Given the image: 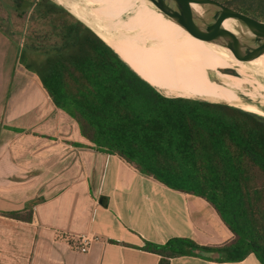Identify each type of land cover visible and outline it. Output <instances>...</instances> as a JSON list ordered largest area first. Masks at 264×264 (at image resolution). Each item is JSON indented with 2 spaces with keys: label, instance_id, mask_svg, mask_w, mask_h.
<instances>
[{
  "label": "trees",
  "instance_id": "1",
  "mask_svg": "<svg viewBox=\"0 0 264 264\" xmlns=\"http://www.w3.org/2000/svg\"><path fill=\"white\" fill-rule=\"evenodd\" d=\"M216 1L264 22V0ZM0 32L19 47V63L39 77L54 105L77 122L96 151L205 199L233 233L215 248L177 239L149 244L161 255L159 264L196 251H215L228 261L253 254L264 264L263 115L156 86L162 94L54 0H0ZM201 56L214 73L218 64L229 65L212 53ZM216 69L234 74L231 67ZM181 94L191 98L173 97ZM39 201L0 215L31 222Z\"/></svg>",
  "mask_w": 264,
  "mask_h": 264
},
{
  "label": "crops",
  "instance_id": "2",
  "mask_svg": "<svg viewBox=\"0 0 264 264\" xmlns=\"http://www.w3.org/2000/svg\"><path fill=\"white\" fill-rule=\"evenodd\" d=\"M18 53L0 32V212L40 201L31 222L0 215V264H159L149 244L177 239L215 248L233 239L205 199L96 151ZM80 236L91 240L86 253L73 246ZM198 252L170 264H262L253 254L228 261Z\"/></svg>",
  "mask_w": 264,
  "mask_h": 264
},
{
  "label": "bare ground",
  "instance_id": "3",
  "mask_svg": "<svg viewBox=\"0 0 264 264\" xmlns=\"http://www.w3.org/2000/svg\"><path fill=\"white\" fill-rule=\"evenodd\" d=\"M54 1L68 6L79 19L86 24L89 23V26L119 56L120 53L116 51L117 48H120L123 53L137 60L139 52L143 63L151 68L148 76L136 71L131 64L129 65L124 58L120 57L134 72L158 91L160 90L157 87L169 91L193 92L215 100L213 102H226L239 106L246 111L256 112L264 116V107L261 108V111H257V107L254 105L256 103L251 101L254 99L253 96L259 97L264 95V54L251 59H243L222 45L196 38L185 28L167 17L149 0ZM194 9L197 13L202 11L197 6ZM223 27L232 33H235L236 29L239 28L232 19L225 20ZM177 37L188 44L205 49L199 51L201 53L207 52L217 55L229 64L227 67H231L236 74L219 72L216 69L217 66L215 67V71L221 74L214 73L203 60L201 53L198 52L197 55L201 64L212 73H208L209 76L207 77L199 78L195 73L187 72L185 75L193 79H180L177 76L178 74H176L179 70H173L169 64V60L178 63L179 56L173 45V42L178 40ZM126 40L133 43L135 49L127 50L123 48ZM167 84H169L171 89ZM224 96L232 97L235 103L224 100L222 98ZM173 97L191 98L185 95H174ZM250 103L253 106L251 109L245 105H241Z\"/></svg>",
  "mask_w": 264,
  "mask_h": 264
},
{
  "label": "water",
  "instance_id": "4",
  "mask_svg": "<svg viewBox=\"0 0 264 264\" xmlns=\"http://www.w3.org/2000/svg\"><path fill=\"white\" fill-rule=\"evenodd\" d=\"M149 1L196 38L222 45L243 59H251L264 54L263 21L230 8L216 0ZM195 6L199 7L202 11L197 13L194 9ZM227 19L234 20L239 26L235 33L223 27V22ZM91 29L93 30V28ZM200 254L208 256L209 253L202 251Z\"/></svg>",
  "mask_w": 264,
  "mask_h": 264
},
{
  "label": "rangeland",
  "instance_id": "5",
  "mask_svg": "<svg viewBox=\"0 0 264 264\" xmlns=\"http://www.w3.org/2000/svg\"><path fill=\"white\" fill-rule=\"evenodd\" d=\"M88 1H90V0H88ZM61 5H63V4H61ZM63 6H65L74 15H76L68 6H66V5H63ZM85 15H86V13H85ZM86 16L89 17V15H86ZM87 25H89V23H87ZM173 45H174V48H175L177 55L179 56L178 60H177L178 63H176L175 61L169 60V64L171 65L173 70H176V69L179 70L178 73H176V72L175 73L178 74L177 76L180 79H183V80L193 79L190 76L185 75V73H187V72L195 73V75L199 78L200 77L204 78V77L209 76L208 73L210 71L208 70L207 67H205L201 64V62L198 58V55H197V53L199 51H201L202 48H200L198 46L189 45L186 41H182L179 38L176 42H173ZM123 48H125L127 50H131V49H135V46L133 45V43H130L128 40H126V42L123 44ZM116 51L118 53H120V56L122 58H124V60H126L129 64H131L135 68V70H137L139 73L144 74L146 76H148L150 74L149 71L151 70V68L148 65L143 63V60L140 57V53L138 51H137L138 52V60L135 59L134 57H131L130 55L123 53L120 50V48H117ZM199 53H201V52H199ZM225 65L226 64H218L217 66H225ZM226 66H229V65H226ZM233 73L236 74L235 71H233ZM167 86L170 88L169 84H167ZM178 94H180V93H178ZM181 95H183V94H181ZM188 97H191V96H188ZM253 97H254V99L251 101L256 103V104H254L257 107L256 110L261 111V108L264 107V95L259 96V97H255V96H253ZM192 98L204 99L201 96H196V97L192 96ZM222 98L224 100H228V101L235 103V101L230 96H224ZM212 101H215V100H212ZM241 105H245L246 107H249L250 109H251V107L253 108L251 103L250 104H241ZM237 107H239V106H237ZM239 108H241V107H239Z\"/></svg>",
  "mask_w": 264,
  "mask_h": 264
},
{
  "label": "built area",
  "instance_id": "6",
  "mask_svg": "<svg viewBox=\"0 0 264 264\" xmlns=\"http://www.w3.org/2000/svg\"><path fill=\"white\" fill-rule=\"evenodd\" d=\"M72 238H70V239L72 240ZM76 241L77 242L75 243V245L73 244V246H75V248L78 251L83 252V253L88 252V250L90 248V244H91V240L89 238H87L86 236H80V237L76 238Z\"/></svg>",
  "mask_w": 264,
  "mask_h": 264
},
{
  "label": "flooded vegetation",
  "instance_id": "7",
  "mask_svg": "<svg viewBox=\"0 0 264 264\" xmlns=\"http://www.w3.org/2000/svg\"><path fill=\"white\" fill-rule=\"evenodd\" d=\"M189 45H191V44H189ZM193 46H194V45H193ZM202 50H205V49L202 48ZM225 67H227V66H225ZM209 73H212V72H209Z\"/></svg>",
  "mask_w": 264,
  "mask_h": 264
}]
</instances>
